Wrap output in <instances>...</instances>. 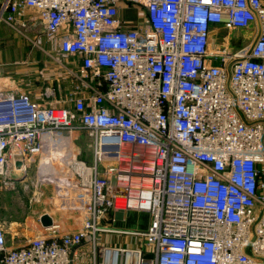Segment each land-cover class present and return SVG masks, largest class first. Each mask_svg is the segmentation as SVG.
Segmentation results:
<instances>
[{
    "label": "built area",
    "instance_id": "1",
    "mask_svg": "<svg viewBox=\"0 0 264 264\" xmlns=\"http://www.w3.org/2000/svg\"><path fill=\"white\" fill-rule=\"evenodd\" d=\"M139 2L135 27L120 0H0V21L39 29L79 81L44 102L0 89V187L62 154L83 221L17 243L0 218V264H79L85 244L86 264H264V0ZM219 27L253 37L230 45ZM119 211L148 227H116Z\"/></svg>",
    "mask_w": 264,
    "mask_h": 264
},
{
    "label": "crops",
    "instance_id": "2",
    "mask_svg": "<svg viewBox=\"0 0 264 264\" xmlns=\"http://www.w3.org/2000/svg\"><path fill=\"white\" fill-rule=\"evenodd\" d=\"M120 10L122 18L128 21L131 26L135 27L143 21L145 16V9L139 0H120ZM28 13L29 15H34L37 12L34 9H30ZM26 31L30 32L33 38L31 39L28 37L27 40L30 41L24 39L21 42V31L15 30L4 21H0V89L29 92L37 102H44L47 99L45 92L48 89L56 90V96L58 97L65 96L74 90L75 85L79 83L78 79L65 71L63 66L59 63L61 60L65 64H68L66 62L68 56L60 55L59 61L56 60V57L54 59L48 52L51 50V52L57 55L54 50L56 46L52 43H47L39 29L27 26ZM219 31L221 34V32L225 31V28L219 27L218 32ZM241 38L235 39V43L237 44L240 42ZM36 39L39 40V46L33 43V40ZM75 59L77 60V58ZM74 69L77 70V66H75ZM26 179H28V176ZM57 179L58 183L62 184L59 178ZM24 181L17 182L14 188H4V191L12 190L13 194H18L20 190L23 189L22 185H27ZM62 186L63 185H61V187ZM26 188L31 189L28 186H26ZM32 190L39 192V196L37 194L33 195V197H37L36 202L44 201L41 203L42 206L39 210H37V220H29L28 227L17 228L14 232L11 231V229H13L11 225L15 222L12 220H9L10 222L5 220L7 222V233L10 241L18 243L48 233L49 230L44 228L40 221V217L44 213H49L53 217L55 224L61 225L62 231L72 232L81 228L83 225L82 219L77 215V212L74 213L70 204L66 202V199L64 201L63 194L59 196L60 198H57L56 193L58 190L44 189L43 185L40 183L34 184ZM32 190H30V192ZM41 195L45 197L44 200H42L43 197ZM62 200L63 204H61ZM1 208H5V203L4 201L2 202V200ZM139 214L145 216V220L139 225L140 228L142 227L145 229L148 227V215L143 212L133 211L127 215L126 220L117 221L115 225L119 224L124 227L126 225L129 226V224L134 225L136 221L133 220L129 222V218L131 215ZM103 238L106 240L108 235L103 236ZM87 248V244L80 246L76 256L78 254V258H80L82 256L81 252L85 251Z\"/></svg>",
    "mask_w": 264,
    "mask_h": 264
},
{
    "label": "rangeland",
    "instance_id": "3",
    "mask_svg": "<svg viewBox=\"0 0 264 264\" xmlns=\"http://www.w3.org/2000/svg\"><path fill=\"white\" fill-rule=\"evenodd\" d=\"M26 28L27 27L22 28V31H21L22 35H20L21 42L24 39L27 40L28 37L31 39L33 38L31 37L32 34L26 31ZM221 34L223 35L224 40L227 39L230 41V45L234 43L235 39H238V38L240 39L241 37H244V42H245L246 39H251L253 37V32L251 30H245V29H238L233 34L231 33L228 34L227 31L225 30L221 32ZM27 41H30V40H27ZM49 53L53 55L54 57H56L57 60L59 61L60 55L58 54L54 55V52H51V50ZM61 62L64 63L63 61ZM66 62L68 63L67 65H69L73 63V60L72 58L67 57ZM63 68L65 71H67L65 67ZM73 137H74V140H73L74 141L73 142L74 151L80 152L79 156L81 159H85L88 162H92L93 160V154H92L93 139L92 137L87 132H75L73 134ZM43 159H44V163L48 164V167H49L48 170H45L44 171L45 174H42L40 173L38 169V162L34 164L32 169L29 170L28 179L24 181L27 185L25 184L22 185L23 189L20 190V193L13 194L12 190L4 191V187L2 186L0 187V218L7 220V221L12 220L15 222L13 225H11V227L13 228L11 229L12 232H14V230H17V228L28 227V221L31 219L37 220V210H39V208L42 206L41 203L44 201H41V202L38 201L40 202L38 203L36 202L37 197L35 196L33 197V195L35 194L38 195L39 193L38 191L32 190V188L34 187V184L40 183L43 185L44 189L47 188L51 190H58L57 191L58 194L56 193L57 198H60L59 196H62L63 194L64 201L65 199H67L68 184L70 183V181H74V180L72 179V171H71L70 166H68L67 164L65 156L60 154L56 158L50 157V159H48L46 157ZM57 178H59V181L62 182V184L58 183ZM19 182H23V181H19ZM61 185L63 186L61 187ZM26 186L30 187L31 189H27ZM30 190L32 191L30 192ZM48 194H49V191H48ZM41 196L43 197L42 200H44L45 197L43 195ZM1 200L2 202L4 201L5 203L4 209L1 208ZM38 200H41V199H38ZM61 204H63V200ZM133 220L136 221L135 222V224L137 223L136 226L135 224L134 225L129 224V226L126 225L125 227L119 224L115 226L120 227V228H130L134 230L143 229L142 227L140 228L139 225L141 222L145 220L144 215H141V214L131 215V217L129 218V222ZM113 239H114L113 236L109 235L108 238H106L105 242L108 244H111L113 243L112 242ZM26 241L27 240H24L22 241V243ZM86 250H85L86 252L84 253V255L78 258L77 262L79 264L89 263L88 261H90L91 258L88 257V255H90L91 251H90V248H87Z\"/></svg>",
    "mask_w": 264,
    "mask_h": 264
},
{
    "label": "water",
    "instance_id": "4",
    "mask_svg": "<svg viewBox=\"0 0 264 264\" xmlns=\"http://www.w3.org/2000/svg\"><path fill=\"white\" fill-rule=\"evenodd\" d=\"M17 167L18 168H22L23 167L22 161H17ZM129 214L130 213L128 212L127 215H129ZM124 215L125 214H124L123 211H119V212H116L115 218L117 220H123L124 219ZM40 221H41V224L43 225L44 228H50L53 225H55L53 217L49 213L42 214L41 217H40Z\"/></svg>",
    "mask_w": 264,
    "mask_h": 264
},
{
    "label": "bare ground",
    "instance_id": "5",
    "mask_svg": "<svg viewBox=\"0 0 264 264\" xmlns=\"http://www.w3.org/2000/svg\"><path fill=\"white\" fill-rule=\"evenodd\" d=\"M43 163H44V161H43Z\"/></svg>",
    "mask_w": 264,
    "mask_h": 264
}]
</instances>
